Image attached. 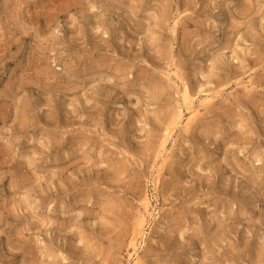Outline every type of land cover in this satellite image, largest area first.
<instances>
[{"label": "rangeland", "instance_id": "374dc122", "mask_svg": "<svg viewBox=\"0 0 264 264\" xmlns=\"http://www.w3.org/2000/svg\"><path fill=\"white\" fill-rule=\"evenodd\" d=\"M0 264H264V0H0Z\"/></svg>", "mask_w": 264, "mask_h": 264}, {"label": "bare ground", "instance_id": "6f19581e", "mask_svg": "<svg viewBox=\"0 0 264 264\" xmlns=\"http://www.w3.org/2000/svg\"><path fill=\"white\" fill-rule=\"evenodd\" d=\"M190 95V94H189Z\"/></svg>", "mask_w": 264, "mask_h": 264}]
</instances>
